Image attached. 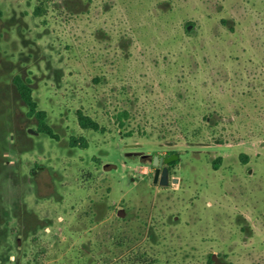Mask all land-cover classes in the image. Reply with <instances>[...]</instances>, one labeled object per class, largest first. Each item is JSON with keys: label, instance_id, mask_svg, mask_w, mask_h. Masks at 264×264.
Wrapping results in <instances>:
<instances>
[{"label": "rangeland", "instance_id": "rangeland-1", "mask_svg": "<svg viewBox=\"0 0 264 264\" xmlns=\"http://www.w3.org/2000/svg\"><path fill=\"white\" fill-rule=\"evenodd\" d=\"M208 257L264 264V0H0V264Z\"/></svg>", "mask_w": 264, "mask_h": 264}, {"label": "trees", "instance_id": "trees-1", "mask_svg": "<svg viewBox=\"0 0 264 264\" xmlns=\"http://www.w3.org/2000/svg\"><path fill=\"white\" fill-rule=\"evenodd\" d=\"M38 3H41L43 0H36ZM15 80V79H14ZM13 80V83L16 85L19 95L22 99V101L24 102V104L28 107V111H27V116H34L37 120H38V125H42L45 117V113L43 111L37 110L36 109V104L33 101V99L31 98V94L29 92V87L21 80V78L17 79V82L15 83ZM149 112V111H147ZM140 118L139 116V111H137L136 113L131 112V110L127 109V108H121L119 110H116L114 112V115L112 116V123L113 125L119 129L120 134L124 135V136H132L133 134H135L138 129L143 128L144 130L147 129V122L145 121L146 117L144 118V124L146 123V125L142 126L140 123L143 122L142 120H139L137 124L134 125V118L136 119L137 117ZM154 116V115H153ZM158 116H156L157 118ZM141 118V119H143ZM151 117H148V119H150ZM158 119V118H157ZM79 122H80V126L82 128H87V129H93V130H98L99 127L97 125V123L95 121H93L91 118H86L83 115L79 116ZM158 122L160 124V126H164L163 125V120L160 121V119H158ZM172 123H170V125L167 127L169 129L170 126L174 125L173 121H170ZM150 123V122H149ZM153 124V123H152ZM173 124V125H172ZM153 126V125H152ZM41 127V126H40ZM46 128V129H45ZM164 128V127H163ZM51 128L50 127H44V131L47 135H49L50 137H54L53 134L51 133ZM147 132V131H146ZM144 134V133H142ZM82 144V143H81ZM180 161H174L172 163H170V166L176 165L178 164V162ZM149 165H151V163H149ZM207 264H217L215 260H213L212 258L208 257V263Z\"/></svg>", "mask_w": 264, "mask_h": 264}, {"label": "water", "instance_id": "water-1", "mask_svg": "<svg viewBox=\"0 0 264 264\" xmlns=\"http://www.w3.org/2000/svg\"><path fill=\"white\" fill-rule=\"evenodd\" d=\"M188 30H191V26H188L187 28ZM147 157V155H143L141 158ZM179 156H177L176 154H171L170 156H168L167 158H163V157H159L157 155L153 156L152 158V165L154 167H156L155 172H154V176H153V183L154 184H158L160 186H167L169 183V169L167 166H163L162 168H160L162 166V164H169L173 161H176L178 159ZM173 183H177L178 179L173 178L172 179Z\"/></svg>", "mask_w": 264, "mask_h": 264}, {"label": "flooded vegetation", "instance_id": "flooded-vegetation-1", "mask_svg": "<svg viewBox=\"0 0 264 264\" xmlns=\"http://www.w3.org/2000/svg\"><path fill=\"white\" fill-rule=\"evenodd\" d=\"M188 28V27H187ZM13 82V81H12ZM14 86H16L14 83H12ZM27 117H31V116H27ZM113 124V123H112ZM49 127V126H48ZM51 128V127H50ZM171 154H174L173 152H166L165 154H152V155H147V154H144V153H137V154H134V155H132L133 157H136L137 159H139V161H141V162H143V163H151V167H154L153 165H152V158H153V156H155V155H157V156H159V157H163V158H167L168 156H170ZM143 155H147V157H145V159L144 158H141ZM177 160H179V158L177 159ZM176 160V161H177ZM174 162V161H173ZM172 163V162H171ZM179 163V162H178ZM163 166H167L168 167V169H169V183H168V185L170 184V183H173L172 182V177H171V174H170V171H171V166H170V163L169 164H162V166L160 167V168H162ZM43 168V167H42ZM155 169H156V167H154V172H155ZM153 176H154V174H153ZM178 182H180L179 180H178ZM154 184V183H153ZM155 185H158V184H155ZM167 185V186H168ZM158 186H160V185H158ZM167 186H160V187H167Z\"/></svg>", "mask_w": 264, "mask_h": 264}]
</instances>
